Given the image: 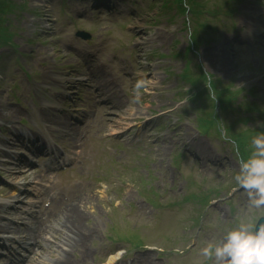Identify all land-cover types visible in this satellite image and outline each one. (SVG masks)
<instances>
[{
	"label": "rangeland",
	"instance_id": "obj_1",
	"mask_svg": "<svg viewBox=\"0 0 264 264\" xmlns=\"http://www.w3.org/2000/svg\"><path fill=\"white\" fill-rule=\"evenodd\" d=\"M112 2L113 14L102 15L90 0H0V10L10 13L14 46L0 41V225L20 234L15 238L21 245L37 235L34 225L20 229L28 218L18 211L36 214L41 195H33L35 185L47 179L37 167L20 170V161L7 158L41 164L15 143L34 126V137L75 158L45 193L59 194L58 208L77 200L84 237L72 248L62 246L56 231L62 213L53 210L28 264H58L61 256L68 264H112L122 255L109 257L110 244L131 248L119 238L143 243L133 249L139 252L135 264H211L201 255L206 242L239 221L256 223L264 209L250 208L233 180L239 163L226 138H219L223 134L198 132L194 114H181L186 104L178 102L191 88L179 76L187 69L194 78L199 66L204 88L216 87L221 100L239 103L238 112L235 104L233 112L215 107L220 131L222 124L234 134L264 130L258 127L264 126V0H188L194 15L164 7V0ZM78 31L90 40L77 38ZM56 105L62 111L51 109ZM71 116L85 119L89 128L68 136V121L76 122ZM210 124L205 118V127ZM208 189L220 192L219 198L194 228L193 202L183 198ZM20 191L26 193L20 203L8 197ZM172 217L175 230H169Z\"/></svg>",
	"mask_w": 264,
	"mask_h": 264
},
{
	"label": "clouds",
	"instance_id": "obj_2",
	"mask_svg": "<svg viewBox=\"0 0 264 264\" xmlns=\"http://www.w3.org/2000/svg\"><path fill=\"white\" fill-rule=\"evenodd\" d=\"M235 152L239 170L233 180L246 193L250 208L264 209V131L251 136L246 155L240 154L238 144ZM201 255L211 264H264V222H237L206 242Z\"/></svg>",
	"mask_w": 264,
	"mask_h": 264
},
{
	"label": "bare ground",
	"instance_id": "obj_3",
	"mask_svg": "<svg viewBox=\"0 0 264 264\" xmlns=\"http://www.w3.org/2000/svg\"><path fill=\"white\" fill-rule=\"evenodd\" d=\"M59 84H61V82ZM68 124L72 123L68 122ZM70 132L74 133L76 131L71 130ZM65 208L66 209L59 212L60 214L62 212V219L60 225H58V234L62 238L63 242L71 247L75 245L80 238H82L79 227V222L82 216L79 213L78 203H72ZM24 216H27V214H24ZM2 228L3 227L0 225V231L2 230Z\"/></svg>",
	"mask_w": 264,
	"mask_h": 264
}]
</instances>
